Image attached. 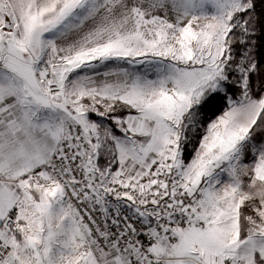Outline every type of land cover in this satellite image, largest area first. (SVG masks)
I'll list each match as a JSON object with an SVG mask.
<instances>
[{
	"label": "snow or ice",
	"instance_id": "6c2138e0",
	"mask_svg": "<svg viewBox=\"0 0 264 264\" xmlns=\"http://www.w3.org/2000/svg\"><path fill=\"white\" fill-rule=\"evenodd\" d=\"M0 264H264V0H0Z\"/></svg>",
	"mask_w": 264,
	"mask_h": 264
}]
</instances>
